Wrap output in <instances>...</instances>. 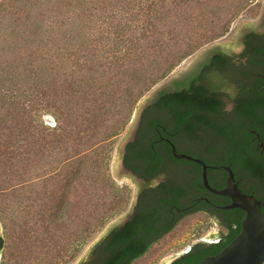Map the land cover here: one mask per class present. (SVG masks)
Segmentation results:
<instances>
[{
	"label": "trees",
	"instance_id": "obj_1",
	"mask_svg": "<svg viewBox=\"0 0 264 264\" xmlns=\"http://www.w3.org/2000/svg\"><path fill=\"white\" fill-rule=\"evenodd\" d=\"M251 1L0 0V209L16 233H8L14 264L66 263L123 208L126 193L110 177L108 157L136 103L185 57L225 34ZM246 38V64L217 50L142 111L124 163L146 183L131 217L97 244L101 264H132L199 211L216 219L217 240L192 243L170 264H199L241 231L245 212L220 207L230 202L226 196L209 192L213 206L200 201L179 213L182 197L201 196L202 167L176 158L159 140L160 128L210 165L213 187H223L229 166L264 213V151L255 139L256 132L264 138V78L254 75L264 73V34ZM230 83L237 84L234 95ZM46 113L54 126L42 119ZM166 171L175 180L150 185ZM5 246L0 231V253Z\"/></svg>",
	"mask_w": 264,
	"mask_h": 264
},
{
	"label": "rangeland",
	"instance_id": "obj_2",
	"mask_svg": "<svg viewBox=\"0 0 264 264\" xmlns=\"http://www.w3.org/2000/svg\"><path fill=\"white\" fill-rule=\"evenodd\" d=\"M263 9H264V0L251 1L246 7L241 9L238 12V14L234 16L225 34L203 44L194 52H192L190 55L185 57L166 76H164L161 80L155 83L147 92H145L142 95V97H140V99L138 100L136 106L132 111L131 117L127 122L126 126L115 138L108 157V172L114 183L126 193V203L120 211L110 216L106 220V222L92 236H90L84 244L80 246V248L69 258V260L66 263H60V264H78V262L84 258L89 248L92 247L93 244L112 226H114L119 221H121V219L123 218V216L125 215V213L127 212L130 206V202L132 198L131 180L125 176H122L118 179L112 171L111 160H112L114 147L118 142L119 138L122 136L124 132H126L130 123L132 122L138 103L154 87L158 86L159 84L172 80V78L175 75H177L179 72L187 68L209 46L214 45L216 43L223 44L229 41H233L236 38V33L241 28V26L246 22H252L258 20L263 12ZM42 119L45 121V123L49 124L50 126H54L56 124L55 118L53 117V115L49 113L44 114ZM3 213L4 212L2 211V209H0L1 233L5 236V243H6V246L3 248L2 252L0 253V264H14L13 263L14 258L13 259L9 258V251L11 249L10 245L13 244L12 241L13 237L12 235L11 236L8 235V233H12L14 231H12L11 223H9L10 219L7 218L6 213H5L6 216L4 217L5 219L4 220L2 219ZM17 229H19V227ZM218 231H219V225L216 219L207 217L202 211H199L194 214L186 215L178 222V224L175 226L173 230L163 235L158 241H156L150 247L149 251L145 255L133 261L132 264H164L171 258L180 254L183 250L188 248L189 245L195 240L216 239ZM13 235L15 237L16 233ZM20 249H21V244L20 246L19 245L16 246L13 249V251L18 252L20 251ZM33 250L36 251L35 248ZM72 253H73V248H71L68 251V253H66V256ZM42 256L44 255L42 254ZM44 257L42 258V260H44ZM262 264H264V262Z\"/></svg>",
	"mask_w": 264,
	"mask_h": 264
},
{
	"label": "water",
	"instance_id": "obj_3",
	"mask_svg": "<svg viewBox=\"0 0 264 264\" xmlns=\"http://www.w3.org/2000/svg\"><path fill=\"white\" fill-rule=\"evenodd\" d=\"M264 17V9L259 19L252 22L244 23L241 28L236 33V38L233 41H229L223 44H214L205 49L187 68L179 72L175 75L172 80L167 81L165 83L159 84L154 87L142 100L138 103L134 117L132 122L130 123L126 132L122 134L116 143L112 155L111 166L114 175L119 179L122 176L128 177L131 180L132 184V198L130 202V206L117 224H120L125 220L132 208L137 201V196L139 189L140 181L138 178L129 175L126 171H124L121 164V155L123 153L124 146L126 142L133 136L134 130L136 128L137 120L140 116L141 111L155 96L156 94L163 89H168L172 86L173 81L179 79L182 75L189 72L193 65L199 63L201 61L203 53L206 51H210L214 48V46H221L228 53L232 51H238L240 49L239 40L244 32L248 28L261 29V23ZM230 105V104H228ZM171 152L176 158H184L196 161L202 165V184L212 193L225 195L230 198V202L226 205L220 206L222 208H230V207H239L245 212V216L242 220L241 231L237 234V236L227 244L220 252L214 255L206 256L199 264H262L264 262V213L260 210V200L251 193L244 192L240 189L234 178V173L232 169L225 165L224 169L227 170L228 174L226 177L225 185L222 188L212 187L207 179L206 167L207 165L200 158L190 156L186 153H180L176 151L175 146L171 143ZM1 231V225H0ZM108 232V231H107ZM104 233L96 242L100 241L106 234ZM197 241H206V240H195ZM95 242V243H96ZM206 242H214V241H206ZM94 243V244H95ZM191 243V244H192ZM93 244V245H94ZM189 245V247L191 246ZM188 248L183 250L181 253L187 251ZM180 253V254H181ZM178 254V255H180ZM176 255L175 257H177ZM85 257V256H84ZM173 257V258H175ZM171 258L164 264H170L173 260Z\"/></svg>",
	"mask_w": 264,
	"mask_h": 264
},
{
	"label": "flooded vegetation",
	"instance_id": "obj_4",
	"mask_svg": "<svg viewBox=\"0 0 264 264\" xmlns=\"http://www.w3.org/2000/svg\"><path fill=\"white\" fill-rule=\"evenodd\" d=\"M261 29H255V28H248L245 32H244V34L241 36V39L239 40V44H240V49L236 52V51H232V52H230V53H228L224 48H222L221 46H214V48L212 49V50H208V51H206V52H204L203 53V56H202V59H201V61H199V63L200 62H202L204 59H205V57H207V56H211L214 52H216L217 50H224V51H226L228 54H230V55H232L233 57H234V60H236V62H237V64H238V61H239V58L241 57V56H243L242 57V59L240 60L241 62H242V64L244 65V64H246V62H247V56L246 55H244V54H246L245 52H246V49H247V46H246V44H247V35L251 32V31H253V32H255V33H257L258 35L260 34V35H263L264 34V17H263V20H262V23H261ZM199 63H197V64H195V65H193L192 66V68L190 69V71H192L193 69H195L197 66H198V64ZM258 69H260L259 67H258ZM189 71V72H190ZM189 72H187V73H185L184 75H186V74H188ZM184 75H182L180 78H182ZM254 75L255 76H261L262 78H264V73H258V72H256V73H254ZM230 87L231 88H227V90L229 91V90H232V93H233V95L237 92V84H235V83H230ZM226 90V91H227ZM227 91V92H228ZM153 100V99H152ZM151 100V101H152ZM151 101L147 104V105H145V107L146 106H148L150 103H151ZM228 104H230V105H228ZM228 104H226L225 105V108H226V110H230L233 106H234V102L233 101H229L228 102ZM144 107V108H145ZM144 108H143V110H144ZM142 110V111H143ZM142 111H141V113H142ZM141 113H140V116H139V118H138V120H137V123H136V128H135V130H134V133H133V136L126 142V144H125V146H124V149H123V153H122V155H121V164H122V167H123V169H124V171H126L129 175H131V176H133V177H136V178H138L139 179V181H140V184H139V187H144L145 185V183H146V180L143 178V177H141V176H138V175H136L129 167H127L126 165H125V163H124V158H125V154H126V147H127V145H128V143L129 142H132V141H134L135 140V138H136V134H137V131H138V127H139V123H140V117H141ZM159 136H160V141H165V142H167L168 143V145L170 146V148H171V143L175 146V148H176V151L177 152H180V153H185L184 151H181L180 149H179V147H177L178 145H177V143L173 140V139H171L168 135H166L167 134V131L163 128H160V130H159ZM255 139H257V141H258V144L261 146V151H264V138L263 137H261L257 132L255 133ZM187 154V153H186ZM188 155H190V154H188ZM190 156H193V157H197V156H194V155H190ZM197 158H200V157H197ZM181 159V158H180ZM201 159V158H200ZM193 161V160H192ZM196 162V161H195ZM197 163V162H196ZM205 163V162H204ZM198 164H200V163H198ZM206 164V163H205ZM201 165V164H200ZM207 165V164H206ZM209 166L210 165H207V167H206V172H207V168H209ZM224 166L225 165H223V168H224ZM201 167H202V165H201ZM215 167V166H214ZM211 176H213V178H214V174L213 173H211L210 174ZM171 176L173 177V179L175 180V177H176V174H175V172L173 173V171L171 172V171H166L165 173H160V174H158L157 176H155V177H153L151 180H150V185H155V184H157V183H159L160 181H162V180H165V179H167L168 177H170L171 178ZM234 178H235V182H236V184H237V186L240 188L241 186L239 185V179H237L235 176H234ZM202 179V178H201ZM207 179H208V177H207ZM208 182H209V180H208ZM225 182H226V180H225ZM209 184H210V182H209ZM144 185V186H143ZM211 185V184H210ZM225 185V184H224ZM223 185V186H224ZM212 186V185H211ZM201 187H204L203 188V190H202V194H201V196H199L198 198H197V200L196 201H193V200H191L188 196H185V197H182L181 199H180V205L178 206V211H179V213H181V212H185V211H189V210H191V209H193L195 206H196V204L197 203H199L200 201H205L207 204H208V206H213L214 205V202L210 199V194H209V192H211V191H209L203 184H201ZM213 187V186H212ZM139 192H140V189H139ZM139 192H138V194H139ZM212 193V192H211ZM215 194V193H214ZM218 195H220V194H218ZM222 196H225V195H222ZM226 197H228V196H226ZM137 198H138V196H137ZM136 203H137V201L135 202V205H136ZM135 205H134V207L132 208V211L130 212V214H129V216L125 219V220H123V222H121L120 224H122V223H124L127 219H129L130 217H131V215H132V213H133V211H134V208H135ZM113 227V226H112ZM111 227V228H112ZM111 228L108 230V232H107V234L110 232V230H111ZM106 234V235H107ZM105 235V236H106ZM104 236V237H105ZM103 237V238H104ZM102 238V239H103ZM101 239V240H102ZM100 240V241H101ZM99 243V241L98 242H96L92 247H90L89 248V250L87 251V253H86V255H85V257L82 259V260H80L79 262H78V264H101L102 263V256H101V254H100V251L99 250H97V244ZM176 258V257H175ZM174 259V258H173Z\"/></svg>",
	"mask_w": 264,
	"mask_h": 264
},
{
	"label": "built area",
	"instance_id": "obj_5",
	"mask_svg": "<svg viewBox=\"0 0 264 264\" xmlns=\"http://www.w3.org/2000/svg\"><path fill=\"white\" fill-rule=\"evenodd\" d=\"M217 239H208L206 241H216Z\"/></svg>",
	"mask_w": 264,
	"mask_h": 264
}]
</instances>
